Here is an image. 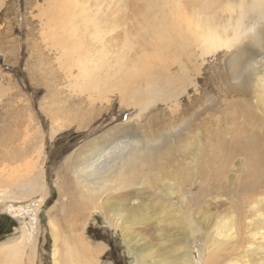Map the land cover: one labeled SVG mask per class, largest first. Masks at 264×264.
I'll use <instances>...</instances> for the list:
<instances>
[{
    "label": "rangeland",
    "instance_id": "obj_1",
    "mask_svg": "<svg viewBox=\"0 0 264 264\" xmlns=\"http://www.w3.org/2000/svg\"><path fill=\"white\" fill-rule=\"evenodd\" d=\"M142 6L139 0H0V264H88L86 247L99 248L95 264H133L140 249L158 259L159 232L171 240L166 249L183 246L193 264H264L259 242L244 257L224 252L236 235L229 215L242 198L247 163L240 150L246 103L228 72L240 41L211 55L155 46L141 32ZM227 14L219 8L214 19ZM119 56L124 66L116 65ZM150 82L154 94L137 103L132 90L144 92ZM128 125L165 135L168 153L158 168L179 183L183 204L176 193L157 195L152 181L134 185L131 203L141 204L148 221L111 225L79 202V183L87 180L77 170L84 156ZM200 188L206 191L198 197ZM112 193L96 197L104 202ZM219 203H228L218 209L227 221L213 222L219 243L212 238L208 247L202 235ZM65 239H72L69 247Z\"/></svg>",
    "mask_w": 264,
    "mask_h": 264
},
{
    "label": "bare ground",
    "instance_id": "obj_2",
    "mask_svg": "<svg viewBox=\"0 0 264 264\" xmlns=\"http://www.w3.org/2000/svg\"><path fill=\"white\" fill-rule=\"evenodd\" d=\"M139 1L143 4V10L140 13L141 32L148 35L155 46L163 48L164 45L168 47L171 45L181 52L198 48L202 55H211L223 50L231 51L239 39L238 49L230 55L231 66H228V72L233 86L240 91L246 103L243 120L246 124L247 137L240 142V150L244 153L247 163L242 172V181L240 180L242 183H238L242 198L232 205V212L229 215L231 222H236V235L234 234V241L232 240L231 245L227 246L229 249L223 251L226 256L241 255L244 257L252 248H255L254 245L258 242L261 244L260 249L264 250V212H262L264 208V0H236V3H231V0H196L193 1V5L190 4L191 7L181 3L180 0ZM218 3L223 6L216 7ZM236 4L238 14L233 17L231 15L235 11L233 5ZM219 8L228 13L226 20L214 19L216 10ZM211 19H214V22ZM124 61L125 58L119 56L116 65L124 66ZM88 63L87 60L80 66H88ZM126 82L129 81L126 80ZM153 87L154 83L150 82L144 92L133 89L131 96L137 99V103H140L139 101L145 94L151 96L154 94ZM166 139L162 134L141 132L133 125L124 127V131L119 132V135L108 142L105 147L83 157L85 158L82 159L83 166L77 172L80 171L81 177H84L87 182L79 183L84 194L80 195L79 202L84 208L91 206L92 213L100 212L110 224L115 222V219L125 223L147 222L148 217L142 211L141 204L131 203L135 198V192H133L135 190L132 187L149 184L152 181L155 186L153 191L157 195L163 194L164 191H169L171 194L176 193L179 198L178 203L182 205L184 195L179 191V183L164 177L165 172L158 168L168 153V149H165ZM227 162L228 158L225 157L214 173L221 175ZM262 187L263 190H261ZM110 190L113 191L111 196L104 202H99L100 199L96 196ZM205 191L204 188H200L198 197L202 196ZM165 203L167 204L163 202ZM228 203H219L215 214L207 220L206 231L203 235L201 234L205 239L204 245L209 247L212 238L213 242L219 243V234L217 231L215 233L217 226L213 222L227 221L223 216V219L218 217V209ZM184 205L192 210V199L185 201ZM79 217L78 215L77 218ZM185 221L192 223L190 220ZM151 229L146 226L144 231L149 233ZM27 230L25 234L29 235L33 227L27 226ZM189 231L192 235L193 230ZM159 233L157 235L154 233L157 241L161 239L162 242L158 241L160 244L158 250H155L158 259H152L151 254L154 251H148L143 255L141 252L143 249H140L133 254L135 257L133 264H145V261L147 264H193L188 259L189 256L183 246L176 247V252L171 247L166 249L165 242L170 246L171 240ZM64 242L69 247L72 239H65ZM85 250L84 257L88 264H95L92 259L99 252V248L86 247ZM69 251L72 255L73 251L71 249ZM69 254L65 261L71 258Z\"/></svg>",
    "mask_w": 264,
    "mask_h": 264
},
{
    "label": "built area",
    "instance_id": "obj_3",
    "mask_svg": "<svg viewBox=\"0 0 264 264\" xmlns=\"http://www.w3.org/2000/svg\"><path fill=\"white\" fill-rule=\"evenodd\" d=\"M10 211V210H9Z\"/></svg>",
    "mask_w": 264,
    "mask_h": 264
}]
</instances>
